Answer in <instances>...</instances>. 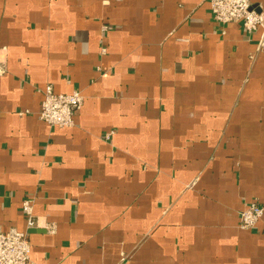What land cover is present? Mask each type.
Wrapping results in <instances>:
<instances>
[{"label":"crops","instance_id":"crops-1","mask_svg":"<svg viewBox=\"0 0 264 264\" xmlns=\"http://www.w3.org/2000/svg\"><path fill=\"white\" fill-rule=\"evenodd\" d=\"M0 63V229L34 264H264V214L239 226L264 204L262 30L208 0H0ZM47 84L82 93L75 125L39 118Z\"/></svg>","mask_w":264,"mask_h":264},{"label":"built area","instance_id":"built-area-1","mask_svg":"<svg viewBox=\"0 0 264 264\" xmlns=\"http://www.w3.org/2000/svg\"><path fill=\"white\" fill-rule=\"evenodd\" d=\"M213 18L220 23L241 22L247 31L262 30L264 39V14L253 8L251 0H208ZM104 28H107L105 26ZM105 50V49H104ZM4 70L0 63V72ZM84 97L78 90L70 93L56 92L51 84L44 88V97L38 116L50 125L70 127L75 125L74 115L83 104ZM112 134L109 132L107 138ZM34 198L23 200V211L26 214L27 227L38 225L34 214ZM264 214V204L254 200L240 212L239 226L252 228L258 224ZM53 232L55 227L49 225ZM0 264H34L31 257V243L26 231L15 227L0 229Z\"/></svg>","mask_w":264,"mask_h":264}]
</instances>
